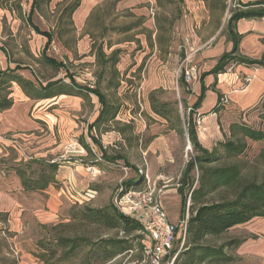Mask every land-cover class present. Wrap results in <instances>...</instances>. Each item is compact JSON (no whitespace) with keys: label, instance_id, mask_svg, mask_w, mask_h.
Instances as JSON below:
<instances>
[{"label":"rangeland","instance_id":"1","mask_svg":"<svg viewBox=\"0 0 264 264\" xmlns=\"http://www.w3.org/2000/svg\"><path fill=\"white\" fill-rule=\"evenodd\" d=\"M31 1L0 0V47L9 55L7 58L0 49V69H5L6 66L13 68L15 63H18L20 68L16 72L36 84L38 80L34 74L39 77L41 83L48 79H61L62 84L71 87L64 70L57 71L40 62L41 54L45 53L65 62L79 88L86 89L97 85L100 87L107 101L114 109L116 108V113L114 118L94 126L92 134L101 146H105V149H102L106 150L109 157L116 153L122 154L128 164L121 159L106 161L97 158V164L91 165L94 168L88 169L91 179L88 182L89 186L80 190V195L74 193V196L79 203L86 200L94 207L113 204L124 215L145 221L148 214L143 200L148 185L158 187L164 184L166 185L163 188L164 193L173 192L184 164L192 155V147L185 134L186 107L191 109L199 98L201 91H196L198 83L201 90L202 86L205 89L203 78H199L202 66L201 52L216 42L222 46L227 45L226 22L237 0H226L224 9L220 8L217 0L207 2L183 0L177 18H172L174 6L155 7V0L119 10L115 6L112 7L113 0H100L90 12L93 9L97 10L95 14L98 19L102 16L101 20H94V17L88 20V16L83 20L87 6L95 1L86 0L83 9L76 14L75 20L71 19L70 22L63 18L60 23L57 22V18L65 0H40L31 14V21L40 30L53 34L48 45L46 38L36 33L26 21ZM156 16L160 18V29L156 28ZM171 18L174 21L169 25ZM128 26L129 29L125 30L124 28ZM144 28L150 34L152 45L147 40L148 34L142 32ZM92 39L95 41L93 50ZM102 42L111 45L110 48L103 46L106 55L112 49H120L118 61L112 65L111 62H107L105 68L96 59L95 53L97 46ZM190 47L198 50L190 55L191 59L185 61V56L190 54ZM258 59L264 61L263 56ZM190 64L198 67V75L194 81H184L190 90L187 92L182 86L181 76L184 65ZM243 85L242 80L237 89L241 90ZM74 91L72 95L31 99L24 96L17 84H12L11 96L14 101L28 100V116L36 122L39 120V128L29 140L25 141L21 138L24 136H18V132L9 137L16 148L20 151L25 149L34 151L32 149L40 145L57 146L53 154H48L47 158L51 161L54 160L51 159L53 157L67 160V157L71 159L74 153L81 155L86 153L85 148L79 143L78 133L81 128L94 121L100 104L94 94ZM245 93H237L235 97L243 101L252 98V90L248 89ZM151 98L172 105L170 120L152 112ZM203 98L204 92L201 101ZM227 99L221 95L220 110L213 115L209 128L202 135L197 134L199 142L204 147L212 148L217 141L229 135L227 125L232 117L228 115L229 110L223 106L228 102ZM47 113L52 116H45ZM197 114L196 110L195 117ZM252 114L253 112H248L246 120L254 124ZM38 117H42V120ZM220 122L226 128L221 134L216 130V125L218 123L219 126ZM180 128L181 132L178 131ZM249 145L247 157L253 156L258 148V145L251 141ZM80 146L83 147V153L77 152ZM96 147L95 151L100 155V150L97 145ZM11 148L12 150L7 149L10 155H13V151L16 150ZM144 173L148 175V183L143 177ZM136 176L134 188L129 187L125 190V181ZM121 190H124L123 195ZM74 200L76 199H72L69 194L62 199L58 221L68 220V213ZM165 211L168 220L174 218L177 213V209L172 206ZM8 229V225L0 221V264H82L80 255L65 262H56V258L48 262L40 260L36 256L42 250L40 242L43 243L48 238V231L42 228V224L33 223L19 234ZM65 232L72 233L73 230L66 229ZM78 232L92 239L103 233L91 224L80 228L78 226ZM108 234L114 236L115 231H109ZM175 234L174 246L177 245L176 239L181 235L180 230H176ZM248 234L249 231L245 228L229 232V235L237 237ZM118 235L122 236V233ZM174 246L173 249H179L178 246L176 248ZM231 252L234 255V251ZM136 253L134 249L133 252L125 254L120 264L133 260ZM133 263L135 261H130V264ZM137 264L151 263L145 258ZM163 264H167V261ZM237 264H262V261L255 256L239 257Z\"/></svg>","mask_w":264,"mask_h":264},{"label":"trees","instance_id":"2","mask_svg":"<svg viewBox=\"0 0 264 264\" xmlns=\"http://www.w3.org/2000/svg\"><path fill=\"white\" fill-rule=\"evenodd\" d=\"M40 0H32L26 21L32 29L46 38V45L52 40L53 34L50 31L40 30L31 21V14L35 11ZM81 0H65L57 18L60 23L63 18L70 22L74 11L78 8ZM208 1V0H203ZM226 0H217L221 9H224ZM183 0H155V7L174 6L173 17L177 18L180 13V4ZM116 0L111 2L115 6ZM59 5V3H58ZM97 10H92L88 20L94 17L98 19ZM154 15V14H153ZM264 16V0H255L247 3H240L237 0L230 11L226 22L228 38L233 42L230 52L221 55L218 63L212 71L200 73V79L210 72H220L230 59L244 64L264 65L262 60H252L239 56H232L241 37L235 30L236 22L240 18H259ZM171 18L169 25L173 24ZM156 28L160 29V18L155 17ZM130 26L124 29H129ZM114 30V29H113ZM146 35L147 29L142 31ZM60 35V34H59ZM58 35V36H59ZM103 38V37H102ZM147 40L152 45L150 34ZM111 47L109 43H100L96 48V59L100 61L103 68L107 62L115 64L118 61L119 48L112 49L105 54L103 46ZM95 49V41L92 39V48ZM9 58L6 50L0 47ZM98 49V50H97ZM40 62L53 67L55 70H64L71 87L61 83V79H48L44 83L39 82L35 75L37 84L17 73L20 68L15 63L13 68L9 66L0 69V111L8 109L14 103L11 96V85L17 84L24 96L31 99L52 98L58 95H72L74 90L94 94L100 104V110L94 121L88 124V135L92 142L101 151L100 158L106 161L121 159L128 164L124 155L116 153L113 157L107 155L106 150L91 134V130L98 123L115 116L114 109L101 91L100 87L93 86L82 89L76 86L72 74L68 71L65 62L55 59L45 53L40 56ZM34 73V72H33ZM182 86L189 92L188 85L181 76ZM62 84V85H59ZM204 87L196 103L188 110L186 107L187 120L185 122V134L192 147V155L184 164L176 181V192L180 196V222H183L181 235L176 239L177 245L173 249L177 252L171 264H237L239 257L231 252L244 239L242 237L229 235L235 227L248 223L249 221L264 218V95L262 99L252 108L232 116L228 122L229 135L223 140L217 141L212 148L204 147L198 140L195 128V111L200 105ZM222 102L218 98L211 112L217 113ZM169 102H157L150 99L152 112L166 120H170L172 105ZM248 112L256 113L257 124L246 120ZM123 130V129H121ZM181 132V128L178 130ZM249 141L258 145L257 150L251 157H247ZM88 157L95 156L89 146L81 141ZM83 162V161H82ZM89 165H95L92 160ZM57 163L49 159H34L11 164L9 168L20 179L25 191L44 190L48 185H57L55 178ZM138 176V175H137ZM137 176L125 181V190L133 189L137 182ZM126 192V191H125ZM124 190H121L123 195ZM69 210L68 220H60L57 223L42 225L48 231L47 241L40 242L42 250L36 254L40 260L48 262L56 258V262L69 261L73 257L81 256L82 264H120L122 257L133 252L137 253L133 264L140 263L145 258L150 262V256L146 253L148 246L152 244L149 235L144 231L138 219L124 215L113 204L106 206H90L86 200H74ZM0 221L6 223V213L0 212ZM71 222V223H70ZM75 222V223H72ZM88 224L99 229V236L96 239L78 232V226L84 227ZM73 230L72 233H66ZM179 228L176 227V230ZM9 230V229H8ZM115 231V235L108 234ZM4 233L5 231L2 230ZM118 233H122L119 236ZM82 254V255H81ZM120 258L118 261H116ZM163 258L160 264L166 262Z\"/></svg>","mask_w":264,"mask_h":264},{"label":"crops","instance_id":"3","mask_svg":"<svg viewBox=\"0 0 264 264\" xmlns=\"http://www.w3.org/2000/svg\"><path fill=\"white\" fill-rule=\"evenodd\" d=\"M99 1L95 0L87 6L83 20L86 19L92 7ZM147 1L116 0L115 8L117 10L126 9L144 5ZM251 1L255 0H239L240 3ZM85 3L86 0L80 1L78 8L72 15L73 20H75L76 14L83 9ZM235 30L241 37L232 56L252 60H260L258 58L264 57V16L259 18H240L236 22ZM232 48L233 42L229 38L226 46H222V44L217 42L214 45L208 46L201 52L202 66L200 67V72L212 71L221 55L232 51ZM232 63H235L234 68L228 70L229 65ZM244 75H250L251 80L244 90H239L237 88L241 85ZM203 84L205 86L203 91L204 98L200 101L197 112L198 114H202L204 124L207 127L212 123L213 115L216 114L211 112V110L221 95H224L226 99L228 98V102L223 104V106L226 110H229L228 115L231 117L252 108L262 99V95H264V65L244 64L230 59L222 71L206 74L203 77ZM196 88V91H201L200 83H198ZM248 89L253 91L252 98H247L243 101L235 97L237 93H245ZM247 95L249 96V93ZM27 101L19 99L18 102L14 101L10 108L0 111V212L6 213V222L9 230L15 234L23 232L33 223L46 225L57 222L59 219V209L63 203L62 199L66 198L67 194H69L72 199L77 200L74 193L80 195L79 191L87 185L89 186L88 182L91 180L88 168H94V166L88 163L93 159H101L100 155L95 151L96 145L88 135V127L81 128L78 133L79 143L81 145V141H83L87 144L95 157H88L87 153L83 155L74 153L71 155L72 158L67 157V160L53 157L51 159H54L53 161L58 166L55 174L58 184L48 185L44 190L25 191L20 179L11 171L9 166L17 164L21 160L47 158L48 154H53L57 147L40 145L34 147L32 149L34 151L26 149L20 151L12 143V139L9 137L14 136V133L18 132V136H24L21 138L27 141L39 128V120L37 119L36 122V120L28 116L27 106H29V103ZM44 115L47 117L52 116L49 113ZM252 115L253 120H255L254 124H257L256 113L253 112ZM38 118L42 120V117ZM219 124L218 126L217 123L216 130L221 134V132L226 131V128L221 122ZM90 133L92 134V130ZM11 147L16 150L13 151V155H10L7 149L10 148L12 150ZM102 148L105 149V146H102ZM99 154H101V151ZM173 190L174 193L163 192L159 200L163 208L168 209V207L172 206L177 209L176 216L174 215V218L169 221L173 224H178L180 221V196L175 192V189ZM87 191L91 192L90 189H87ZM242 228L247 229L249 234L243 236L244 240L233 249L234 255L240 258L259 257L262 264H264V218H255L248 223L235 227L234 230Z\"/></svg>","mask_w":264,"mask_h":264},{"label":"built area","instance_id":"4","mask_svg":"<svg viewBox=\"0 0 264 264\" xmlns=\"http://www.w3.org/2000/svg\"><path fill=\"white\" fill-rule=\"evenodd\" d=\"M150 12L152 13V9H150ZM197 50L198 49H193L190 47V54L185 56V61L191 59L190 55ZM234 66L235 63H232L229 65L228 70H232ZM197 75L198 67L195 64H190L189 66L184 65L182 76L185 82L194 81L197 78ZM250 80L251 76L245 75L243 77L244 85L242 86L241 90L245 89ZM194 123L197 134L202 135L207 130V127L204 124V117L202 115L197 114L194 119ZM77 152L83 153V147L80 146V148L77 149ZM143 177L148 183V175L144 173ZM165 187L166 185L164 184L158 187H150L148 185L145 198L143 200V205L145 206L148 217L145 221L141 219L139 220L137 218L142 224L144 231L149 235L152 241V244L148 246L146 250V253L150 256L151 264H160L163 258H166L167 264H171L179 250L178 249L176 252H173V243L176 236V227H178L181 232V229L183 228V222L179 221L178 224H173L167 219L166 211L159 200L160 195L163 193V188Z\"/></svg>","mask_w":264,"mask_h":264}]
</instances>
